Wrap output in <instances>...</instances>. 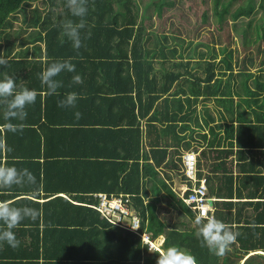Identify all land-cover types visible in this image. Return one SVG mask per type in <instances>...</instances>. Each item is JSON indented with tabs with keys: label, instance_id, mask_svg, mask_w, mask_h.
<instances>
[{
	"label": "trees",
	"instance_id": "16d2710c",
	"mask_svg": "<svg viewBox=\"0 0 264 264\" xmlns=\"http://www.w3.org/2000/svg\"><path fill=\"white\" fill-rule=\"evenodd\" d=\"M221 1L213 0L218 18L229 13V4ZM253 1L239 5L233 19L250 17ZM65 4L0 0V55L9 59L6 67L0 66V80L8 76L18 89L37 92L26 109L23 131H9L8 123L20 122L5 121L0 110V165L29 169L37 185L0 189V201L42 210L35 222L25 219L14 229L18 247L0 246V264H157L160 251L150 252L137 232L111 223L89 205L97 202L93 193L99 191L125 198L129 194L142 220L141 231L152 239L164 236L163 252L175 247L194 256L197 264H264V175L259 169L264 162V81L253 71L264 70V58L258 59L264 49L236 61L232 49L220 62L207 50L185 54L171 45L174 37L157 33L159 28L145 21L152 18L151 8L161 17L163 6L174 1L87 0L83 46L77 51L61 35V21L79 22ZM16 20L22 21L17 27ZM64 60H71L75 72L57 76L61 87L50 96L39 74ZM155 60L166 64L160 75ZM218 67L222 75L229 73L228 79H218ZM77 74L82 84L71 83ZM237 77L234 90L231 83ZM180 80L187 87L174 91ZM69 92L79 97L75 107H58ZM207 99L218 103L217 116L201 109V119L199 105ZM200 148L198 176L205 174L211 193L224 198L215 202V218L237 237L222 257L201 246L195 235L197 218L170 182L180 172L181 152ZM246 162L248 173L241 170ZM161 164L171 174L161 171ZM235 196L247 200L233 212ZM166 198L195 223L188 226L181 220L184 228H178L164 222L159 209Z\"/></svg>",
	"mask_w": 264,
	"mask_h": 264
},
{
	"label": "clouds",
	"instance_id": "9594fccd",
	"mask_svg": "<svg viewBox=\"0 0 264 264\" xmlns=\"http://www.w3.org/2000/svg\"><path fill=\"white\" fill-rule=\"evenodd\" d=\"M65 6L72 17L79 18V22H75L72 19L61 21L59 25L62 29L61 35L67 37V39L71 42L73 49L78 51L83 46L81 29H84L86 27L84 17L86 16L88 11L87 0H66ZM8 63L9 59L5 58L3 55H0V66L6 67ZM65 71L69 73L75 72V65L71 63V60L52 62L51 64L47 65L39 74L41 85L46 88L48 95L51 96L57 94V89L61 87V84L59 81H57L56 77ZM71 83L82 84V77L79 74L74 75L72 77ZM36 97L37 92L35 90H30L27 87H20L18 89L14 79L11 77L6 76L3 80H0V110H2L3 112V118L5 121L20 122L16 124L8 123L7 127L9 131H23V121L27 117L26 109L28 108V106L35 102ZM78 98L79 97L75 92L66 93L64 98L58 101L57 106L60 108L75 107ZM75 115L77 119H79L81 116L79 112H76ZM3 147V143L0 142V149H2ZM191 152H195L198 158V153L195 150L186 151L183 153V155ZM183 155L181 156V168L179 172L182 175L183 185H181V190L177 195H179L180 199L185 203V201L181 197V194L183 192L185 184H191V182L186 171V165L183 160ZM151 159L152 158L149 159L150 162ZM184 176H186L185 179ZM201 178H199L198 183H200ZM36 185V177L29 169L0 165V189H11L13 187L24 188L33 187ZM100 193L106 194L110 200L119 199L125 202L128 206H131V204L129 203V194H127V197L125 198L124 195L117 196L116 194H109L104 191L93 193V196L97 199V202L94 204H89L90 206L97 209L96 206L99 203ZM188 193L189 191H187V194ZM62 196L69 198L75 203H80L72 199L67 193H63ZM131 208L138 213V211L134 207ZM100 214L102 217H105L101 212ZM41 215L42 210L40 209L29 206L12 207L9 202L0 201V246L7 244L12 248L18 247L20 241L17 239L14 229H16L19 224L25 219L35 222L41 217ZM126 221L128 222L129 219H127ZM196 223L197 225H199V227L197 228L195 235L197 239L200 240L201 246L207 247L210 252L217 256H224L229 250L230 245L236 241V234L226 229L223 223L215 220L214 218H209L205 221L201 220L198 217ZM141 225L138 231L135 232H137L142 237L143 241L149 244L151 248L153 247L151 243L156 239L151 238V240L149 239V241L145 240V233L146 235L148 233L145 231H141ZM121 227L131 231L135 230L133 227H131L133 230L123 226ZM163 242L160 244V246H162ZM160 246L159 249H156L154 247L156 250L160 251L159 257L157 259V264H197L195 257L190 254L180 251L175 247H169L166 251L163 252ZM149 251L152 252L151 249H149Z\"/></svg>",
	"mask_w": 264,
	"mask_h": 264
},
{
	"label": "rangeland",
	"instance_id": "374dc122",
	"mask_svg": "<svg viewBox=\"0 0 264 264\" xmlns=\"http://www.w3.org/2000/svg\"><path fill=\"white\" fill-rule=\"evenodd\" d=\"M172 1H174L173 5L167 4L163 6L164 10L161 17H159L157 11L152 6L153 8L150 9L152 18L149 20L146 19L145 21H148L150 24H152L153 28H159L157 33L162 32L163 34L174 37V40L170 39L171 45L177 46L180 50L185 51V54L194 49H197V51L207 50V53L210 54V57H215L217 61L220 62L223 60L228 51L232 49L233 61H236L237 59L244 58V56L250 51L252 53H258L259 48L264 49V38L262 37V30L264 29V8L260 7L261 0H254L252 2L254 9L250 17H240L237 20L233 19L232 13L239 5H243L246 0H222L221 5L229 4V13H226L221 18H218L215 15L213 0ZM250 19H253L252 23H249ZM21 22L22 21L16 20L15 26L17 27L19 24H21ZM162 22L163 24L161 26ZM235 23H237L238 26H235ZM241 29L245 30L243 31ZM244 32L247 33L245 40L247 44H245L242 40ZM213 36L221 37L222 41L215 43L212 40ZM152 39H155L154 35ZM159 45L160 42L158 43V46ZM263 58L264 56L258 57V59L261 60ZM154 63L158 69L157 73L160 75V72L163 71V67L166 64H162V62L159 60H155ZM220 64L222 65V63ZM221 65L219 66L220 68L223 67ZM219 67L216 68L218 79H228L229 73L227 72L225 75H222ZM238 69V67H235V71H238ZM253 71L260 73V79L264 81V70H257L255 68ZM197 73L201 76L204 75L203 69H199ZM239 80V77L236 78V81L233 79V83H231L232 89H238L237 82ZM252 83L253 78H249L248 85L252 86ZM187 84V81L180 80L173 90L175 91L181 87H187ZM217 105L218 103L213 99H207L205 103L202 102V104L199 105L200 118L203 119L201 109L209 110L213 115L217 116V112L215 111ZM244 107H246L245 104ZM226 114L229 115L227 112ZM231 118L232 117L230 116L229 119ZM200 152L201 148L197 150V153ZM173 178L174 179L171 182V185L178 194L181 190V185H183L182 175L177 172L174 173ZM160 207L159 213L161 219L166 223L177 225L178 228H184L181 224V220H184L188 226H192L195 223L192 219L185 215L183 210L175 208L171 204V200L168 198L163 200ZM149 239L151 240V238ZM150 249L156 250L154 247H151Z\"/></svg>",
	"mask_w": 264,
	"mask_h": 264
},
{
	"label": "built area",
	"instance_id": "2783aa9c",
	"mask_svg": "<svg viewBox=\"0 0 264 264\" xmlns=\"http://www.w3.org/2000/svg\"><path fill=\"white\" fill-rule=\"evenodd\" d=\"M183 160L191 184H185L181 197L192 214L199 217H211L209 211L214 199L212 200L208 195L206 177H202L200 183H198L197 154L195 152L187 153L183 155ZM187 191H189L188 194ZM99 195V203L96 207L103 216L116 225H121L129 229L133 227L135 229L134 231H138L141 225L140 216L131 206H128L119 199L110 200L104 193H100ZM127 219H129L128 222L126 221ZM144 239L149 241V235L145 233Z\"/></svg>",
	"mask_w": 264,
	"mask_h": 264
},
{
	"label": "crops",
	"instance_id": "0c3cea01",
	"mask_svg": "<svg viewBox=\"0 0 264 264\" xmlns=\"http://www.w3.org/2000/svg\"><path fill=\"white\" fill-rule=\"evenodd\" d=\"M19 135V134H18ZM18 135H16V136H18ZM145 143H146V141H145ZM150 146L149 145H146V149H147V151H149V153L150 154H152L151 152H150V148H149ZM144 149H145V147H144ZM186 151H188V150H184V151H182L181 152V155H179L180 157L183 155V153L184 152H186ZM15 155H16V153H15V151L13 152ZM211 154V153H210ZM200 155H202L201 154V152L200 153H198V160H199V156ZM213 156H215V153L214 154H212ZM170 158H171V156H167V160L166 161H169L170 160ZM176 159H178V156H176ZM180 161L181 160H179L178 161V163H180ZM211 162H219L220 161V159H211L210 160ZM261 161H264V159L262 158L261 159ZM151 162L152 163H154L155 161L153 160V156H152V159H151ZM247 162H248V160H247ZM247 162H246V164L244 165V166H242L241 168H243V169H241V170H245L247 173H248V170L250 169V168H248V167H246L247 166ZM162 166V167H161ZM161 171L163 170L164 172H167V173H170V171L166 168V166H165V164H161ZM233 167H234V170L237 168V163H236V161H234L233 162ZM245 167H246V169H245ZM259 169H261V174L262 175H264V162L262 163V164H259ZM204 172H206V168H204ZM246 172H242V173H246ZM176 173V172H175ZM237 173V172H236ZM241 173V172H240ZM171 174V173H170ZM173 177H174V173H173ZM172 177V178H173ZM202 177V176H201ZM203 177H206V179H207V190H208V195L212 198V200L214 199V201L212 202V207H211V209H210V211H209V215L211 216V217H199V216H197V215H195L196 216V218H200V219H209V218H214L215 220H216V218H215V212H216V206H215V202L216 201H221V200H223L224 198H222V197H218L215 193H211V190H210V185H209V183H208V178H207V176L204 174L203 175ZM174 179V178H173ZM62 195H63V193H61ZM179 196V195H178ZM247 200V198L245 197V198H239V197H237V196H235L234 198H233V201H234V203H235V206L233 207V212H236V210H237V203H239V202H242V201H246ZM255 200H257V199H255ZM248 208V207H247ZM247 208L245 209V211L247 210ZM163 239H164V236H160V237H158L157 238V240H154L153 242H154V244L156 245V249H159V246L157 245L158 244V241H160L161 240V243L163 242ZM260 252H263V251H260ZM264 253V252H263Z\"/></svg>",
	"mask_w": 264,
	"mask_h": 264
},
{
	"label": "bare ground",
	"instance_id": "6f19581e",
	"mask_svg": "<svg viewBox=\"0 0 264 264\" xmlns=\"http://www.w3.org/2000/svg\"><path fill=\"white\" fill-rule=\"evenodd\" d=\"M151 244H152V246H153V247H155V248H156V245L154 244V242H152ZM160 244H161V240H160V241H158V244H157V245H160Z\"/></svg>",
	"mask_w": 264,
	"mask_h": 264
}]
</instances>
